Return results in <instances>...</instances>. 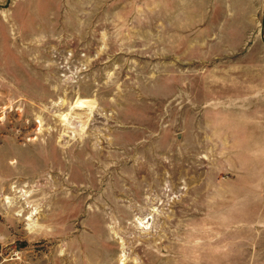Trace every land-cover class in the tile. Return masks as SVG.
<instances>
[{
  "label": "rangeland",
  "instance_id": "1",
  "mask_svg": "<svg viewBox=\"0 0 264 264\" xmlns=\"http://www.w3.org/2000/svg\"><path fill=\"white\" fill-rule=\"evenodd\" d=\"M195 2L0 0V264H264V0Z\"/></svg>",
  "mask_w": 264,
  "mask_h": 264
},
{
  "label": "crops",
  "instance_id": "2",
  "mask_svg": "<svg viewBox=\"0 0 264 264\" xmlns=\"http://www.w3.org/2000/svg\"><path fill=\"white\" fill-rule=\"evenodd\" d=\"M184 2V0H181ZM192 2L184 9L192 10L196 8L194 2L196 0H187ZM204 3L208 21L206 27L212 30L216 26L221 27V31L234 32L241 29L240 27L247 26V22L251 21L253 26H261L262 11L260 8V0H197ZM196 3V2H195ZM185 13L188 12L184 11ZM188 15V14H187ZM224 18V19H223ZM225 27L227 29H225ZM243 31H246L242 29ZM264 139V138H263Z\"/></svg>",
  "mask_w": 264,
  "mask_h": 264
},
{
  "label": "bare ground",
  "instance_id": "3",
  "mask_svg": "<svg viewBox=\"0 0 264 264\" xmlns=\"http://www.w3.org/2000/svg\"><path fill=\"white\" fill-rule=\"evenodd\" d=\"M37 211H34V213H36Z\"/></svg>",
  "mask_w": 264,
  "mask_h": 264
}]
</instances>
